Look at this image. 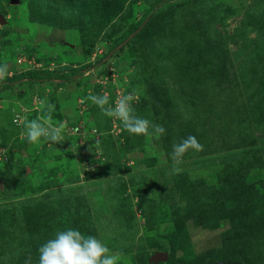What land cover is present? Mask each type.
Returning a JSON list of instances; mask_svg holds the SVG:
<instances>
[{
    "label": "rangeland",
    "instance_id": "rangeland-1",
    "mask_svg": "<svg viewBox=\"0 0 264 264\" xmlns=\"http://www.w3.org/2000/svg\"><path fill=\"white\" fill-rule=\"evenodd\" d=\"M0 14L3 81L41 73L0 85V264H38L68 228L118 264H182L186 240L199 264H264V0H0ZM104 93H135V114L166 132L128 133L86 99ZM41 101L62 143L21 135ZM189 135L203 150L174 165ZM231 210L254 219L239 253L223 239Z\"/></svg>",
    "mask_w": 264,
    "mask_h": 264
},
{
    "label": "clouds",
    "instance_id": "clouds-1",
    "mask_svg": "<svg viewBox=\"0 0 264 264\" xmlns=\"http://www.w3.org/2000/svg\"><path fill=\"white\" fill-rule=\"evenodd\" d=\"M8 67L6 63L0 64V81L9 74ZM86 99L97 106L105 116L120 121L123 128L132 135H153L158 139L166 132L162 125L135 114L133 102L138 99L135 93L117 98L114 106L110 104L108 93L89 94ZM41 111L43 115L25 121L21 135L30 144H37L42 138L55 144L62 143L63 125H55L52 122L55 105L41 101ZM189 150H203V145L195 136L189 135L180 143L173 144L171 159L174 165L182 164L183 157ZM172 171L179 173L181 169L173 167ZM38 254V264H118L119 255L110 253V249L95 236H85L73 228L57 231L54 238L38 248Z\"/></svg>",
    "mask_w": 264,
    "mask_h": 264
},
{
    "label": "trees",
    "instance_id": "trees-1",
    "mask_svg": "<svg viewBox=\"0 0 264 264\" xmlns=\"http://www.w3.org/2000/svg\"><path fill=\"white\" fill-rule=\"evenodd\" d=\"M77 2V0H76ZM154 5L150 4L146 10L141 14V16L138 18L137 22L131 26L126 33L123 35H120L119 37L114 38L111 42L113 47H116L120 44L131 34H133L141 25V23L152 13L154 10ZM28 74V75H27ZM69 74H72V71L70 73H62L57 75L59 78L65 77ZM27 76V77H26ZM29 76L31 79H37L41 77V73L38 71L32 72V73H19L17 75L9 77L6 81H0V85L4 88L9 87V85L13 82H19L20 80L27 79L29 80ZM51 76V74H50ZM231 216L229 217L230 227L226 230L225 235L223 236V239H227L229 242L227 244L232 247H238V253L241 251V247L245 246L246 243H248V240H250V236H248V226H251L254 223V219L250 218L249 215L246 213L235 210V213H233V210L229 212ZM258 220V219H257ZM252 238V237H251ZM184 245L180 250H182L183 257L178 258L179 261L182 264H199L201 261H199V258L201 255L195 254L191 251V245L188 243V241H183ZM160 249L164 250L165 246L161 244L159 246ZM167 262H159V264H167Z\"/></svg>",
    "mask_w": 264,
    "mask_h": 264
},
{
    "label": "water",
    "instance_id": "water-1",
    "mask_svg": "<svg viewBox=\"0 0 264 264\" xmlns=\"http://www.w3.org/2000/svg\"><path fill=\"white\" fill-rule=\"evenodd\" d=\"M11 4H16L18 0H9ZM5 19L2 14H0V24H4ZM153 258H157L159 260H165L167 258V252L166 251H158L153 255Z\"/></svg>",
    "mask_w": 264,
    "mask_h": 264
}]
</instances>
